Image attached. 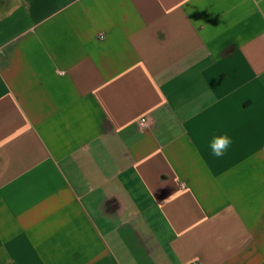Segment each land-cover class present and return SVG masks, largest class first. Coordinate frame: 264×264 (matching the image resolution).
<instances>
[{
	"label": "crops",
	"instance_id": "1",
	"mask_svg": "<svg viewBox=\"0 0 264 264\" xmlns=\"http://www.w3.org/2000/svg\"><path fill=\"white\" fill-rule=\"evenodd\" d=\"M0 264H264V0H0Z\"/></svg>",
	"mask_w": 264,
	"mask_h": 264
},
{
	"label": "clouds",
	"instance_id": "2",
	"mask_svg": "<svg viewBox=\"0 0 264 264\" xmlns=\"http://www.w3.org/2000/svg\"><path fill=\"white\" fill-rule=\"evenodd\" d=\"M232 143H233L232 138L230 136H228L227 134H224L221 136L213 137V139L209 143L208 147L210 148L211 154L214 157L222 158L227 154Z\"/></svg>",
	"mask_w": 264,
	"mask_h": 264
},
{
	"label": "built area",
	"instance_id": "3",
	"mask_svg": "<svg viewBox=\"0 0 264 264\" xmlns=\"http://www.w3.org/2000/svg\"><path fill=\"white\" fill-rule=\"evenodd\" d=\"M149 120H148V117H143L139 120V125L141 127H146L147 124H148Z\"/></svg>",
	"mask_w": 264,
	"mask_h": 264
}]
</instances>
